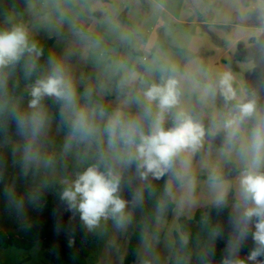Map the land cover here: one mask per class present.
<instances>
[{
  "label": "rangeland",
  "instance_id": "1",
  "mask_svg": "<svg viewBox=\"0 0 264 264\" xmlns=\"http://www.w3.org/2000/svg\"><path fill=\"white\" fill-rule=\"evenodd\" d=\"M171 1L0 0V32L19 27L27 37L55 38L50 63L39 71L30 67L25 90L31 92L37 80L46 78L58 67L74 92L73 103L61 106L60 113L73 124L82 110L92 129L87 138L67 133L49 107L41 102L36 108L31 107V98L14 96L0 106V228L3 231L17 233L23 228L47 226L50 234L70 242L74 240L76 249L85 250L87 264H124L129 241L127 227L131 221L129 211L124 210L119 223L111 217L102 218L89 229L64 200L57 204L55 201L61 198L60 186H66L65 181L71 182L87 168L97 166L102 172L111 169L119 176V196L126 204L138 203L137 188L151 173L142 177L137 162L134 159L129 162L134 148L121 142L109 145L106 126L109 118L118 113L125 121L138 122L147 134L152 120L161 113L156 102L148 103L145 91L169 79H174L176 88L179 87L178 74L189 59L188 50L195 45L197 27L173 22L164 12L169 4L172 7ZM233 1L230 4L234 8ZM237 1L245 7L250 5L248 0ZM205 2L201 8L208 6ZM195 3L188 0L187 6ZM218 6H208L210 10L207 8L204 18L214 20V8ZM198 12L194 16L198 17ZM249 14L252 11L234 12L231 21L264 26L259 18L246 21ZM200 28L207 34L206 30L212 27ZM237 61L242 66L241 59ZM247 62V66L255 63ZM257 68L261 67L257 65ZM18 71L0 74V95L8 93L17 83ZM97 98H103L102 104L109 108L108 112L101 109ZM254 98L264 103V93L260 97L254 94ZM165 116L163 112V127L171 128L166 125ZM172 122L175 125L176 120ZM235 156L233 152L231 159ZM259 171L264 172V166ZM230 184L234 187V180ZM233 187L227 195L230 210L232 206V231L221 236L224 249L238 254L248 264H261L259 258L256 262L248 260L255 247L252 239L255 229L250 227L247 235L241 234L237 225V217L243 210L241 188L234 192ZM159 223L148 232L131 264H169L174 245L173 227ZM167 225L172 226L168 221ZM196 254L189 257L188 264L193 263ZM57 257L43 239L30 248L0 245V264H59ZM261 258L264 260V256Z\"/></svg>",
  "mask_w": 264,
  "mask_h": 264
},
{
  "label": "crops",
  "instance_id": "2",
  "mask_svg": "<svg viewBox=\"0 0 264 264\" xmlns=\"http://www.w3.org/2000/svg\"><path fill=\"white\" fill-rule=\"evenodd\" d=\"M195 1L189 7L188 0H173L172 7L169 4L164 8L166 15L176 24L197 27L195 45L188 50L189 59L178 74V102L164 112L166 125L173 127V119L182 114L204 130L196 147L178 153L168 169L166 190L174 208L169 218H157L153 229L160 222L161 226L173 227L174 235L179 231L180 217L192 218L197 210L223 201L232 191L230 182L233 180L234 192L238 191L237 187L241 188L240 173H244L251 160L249 147L252 132L261 122L260 107L254 94L260 97L264 93V26L258 28L255 24L231 21L234 12L252 11L250 16H245L246 21L259 18L264 23V0H248L250 5L246 7L237 0ZM232 1L236 6L234 8L230 4ZM204 2L208 6L219 5L214 8V20L204 18V12L207 8L210 10L208 6L201 8ZM197 11L198 17L194 16ZM204 26L212 27L206 30L207 34L200 28ZM238 59L243 62L240 67L236 62ZM249 60L255 63L247 66ZM257 65L261 68H257ZM225 73L231 75V86L236 93L232 100L226 99L221 89L220 80ZM247 74H250L248 78ZM248 101L255 102L254 113L238 126L230 127L228 122L238 115L236 105ZM233 152L237 156L231 159ZM263 166L264 161L260 169ZM151 180L152 174H149L139 187H147ZM167 221L172 226L167 225Z\"/></svg>",
  "mask_w": 264,
  "mask_h": 264
},
{
  "label": "clouds",
  "instance_id": "3",
  "mask_svg": "<svg viewBox=\"0 0 264 264\" xmlns=\"http://www.w3.org/2000/svg\"><path fill=\"white\" fill-rule=\"evenodd\" d=\"M35 50L29 47L28 38L22 28L0 32V68L13 65L23 54ZM177 82L169 79L160 85L150 86L144 93L149 104L156 102L161 116L151 122L150 130L146 134L142 126L136 121H125L120 114L110 117L106 126L109 145L121 142L134 148V159L140 175L151 173L155 176L163 174L171 167L173 158L186 148H195L204 135L203 128L182 114L176 118L173 127L165 129L162 124L163 112L171 109L178 102ZM221 89L226 99H235L236 93L231 86V75L225 73L220 80ZM31 107L36 108L41 100L55 97L67 104L74 101V92L65 80L62 71L57 67L44 79L35 82L31 90ZM238 115L228 122L229 126H238L246 117L255 111V102H240L236 105ZM74 134L87 138L92 129L87 124L86 114L81 110L72 125ZM250 164L240 178L242 212L237 217V225L242 235H247L250 227L255 247L250 251L248 260L256 262L264 256V172L259 171L264 161V123L258 124L252 132L249 149ZM143 171H140V170ZM60 193L70 210L78 212L84 225L92 229L102 218H113L118 223L123 217L126 202L119 196V176L111 169L106 172L97 166H91L76 179L68 182ZM254 221V224H253ZM225 264H243V261H225Z\"/></svg>",
  "mask_w": 264,
  "mask_h": 264
},
{
  "label": "trees",
  "instance_id": "4",
  "mask_svg": "<svg viewBox=\"0 0 264 264\" xmlns=\"http://www.w3.org/2000/svg\"><path fill=\"white\" fill-rule=\"evenodd\" d=\"M27 38L29 47L34 45L35 50L26 51L15 64L0 68V74L19 69L17 83L11 87L8 93L0 95V106L14 96L33 99L31 92L25 90L27 74L31 71L30 67H32V71H39L50 63L51 46L55 38L41 39L36 36ZM97 101L103 111H109V108L102 104L103 98H97ZM258 102L261 111V123H264V103L260 98ZM41 103L52 110L61 127L67 133L74 134L73 124L60 113V107L67 103L47 96L41 100ZM168 177V169L159 176L152 174L149 186L137 188L138 203L126 204L125 209L131 214V221L127 227L129 241L124 264H131L135 260L140 246L148 232L152 230L156 219L160 216L170 217L174 204L166 190ZM64 187L60 186L61 189ZM228 197L217 204L197 210L192 218H179V231L174 235V245L169 264H188V259L194 252L197 254L192 264H225L229 258L248 264L238 254L224 249L225 245L221 236L232 231V216ZM60 200L62 199L57 197L55 204ZM50 233L51 231L47 226L23 228L17 233H8L0 228V245L30 248L37 240L43 239L50 247L52 255H58L57 262L59 264H87L88 253L85 250L76 249L74 240L70 242L67 238ZM261 257L258 258L261 264H264Z\"/></svg>",
  "mask_w": 264,
  "mask_h": 264
}]
</instances>
